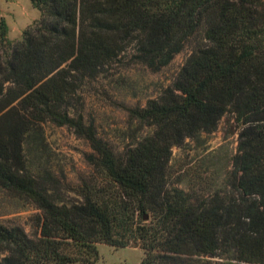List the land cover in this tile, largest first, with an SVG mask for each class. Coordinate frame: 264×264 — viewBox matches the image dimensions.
<instances>
[{
    "label": "trees",
    "instance_id": "1",
    "mask_svg": "<svg viewBox=\"0 0 264 264\" xmlns=\"http://www.w3.org/2000/svg\"><path fill=\"white\" fill-rule=\"evenodd\" d=\"M20 38L0 16V186L40 209L30 235L0 223V264H88L96 242L139 245V264H264V0H31ZM151 69L190 45L172 84L130 114L153 130L117 153L80 113L76 90L129 44ZM239 123L232 195L170 186L173 145ZM51 120L87 139L94 182L58 201L31 170L30 135ZM146 214V217L144 215Z\"/></svg>",
    "mask_w": 264,
    "mask_h": 264
},
{
    "label": "rangeland",
    "instance_id": "2",
    "mask_svg": "<svg viewBox=\"0 0 264 264\" xmlns=\"http://www.w3.org/2000/svg\"><path fill=\"white\" fill-rule=\"evenodd\" d=\"M39 14L31 0H0V16L5 18L8 35L13 39L20 38L22 30ZM132 50L131 43L95 77L84 79L69 108L72 113H80L86 124H92L97 136L117 153L152 132L153 127L133 117L130 108L143 106L172 84L190 45L158 69L133 60ZM239 127L233 113L227 111L215 129L199 131L173 145L167 166L169 185L201 197L215 192L232 195L229 178ZM24 150L29 167L58 201L81 200L84 181L94 182L96 168L88 158L92 148L86 138L66 124L41 122L40 133L27 137ZM39 215L40 209L30 198L0 186V223L18 224L33 235ZM96 245L99 257L88 264H139L143 255L142 248L132 243L116 246L98 241ZM3 254L0 249V257Z\"/></svg>",
    "mask_w": 264,
    "mask_h": 264
},
{
    "label": "water",
    "instance_id": "3",
    "mask_svg": "<svg viewBox=\"0 0 264 264\" xmlns=\"http://www.w3.org/2000/svg\"><path fill=\"white\" fill-rule=\"evenodd\" d=\"M144 217H146V214L144 215Z\"/></svg>",
    "mask_w": 264,
    "mask_h": 264
}]
</instances>
